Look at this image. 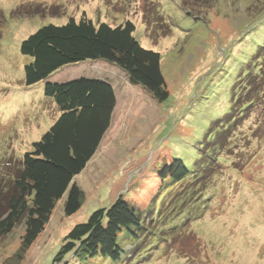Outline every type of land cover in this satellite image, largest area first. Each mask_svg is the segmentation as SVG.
<instances>
[{
	"label": "rangeland",
	"instance_id": "1",
	"mask_svg": "<svg viewBox=\"0 0 264 264\" xmlns=\"http://www.w3.org/2000/svg\"><path fill=\"white\" fill-rule=\"evenodd\" d=\"M213 4L211 0H0V180L8 177V165L32 150L33 142L61 113L54 98L45 94L46 81L26 85L25 65L33 58L21 52V44L39 28L64 25L71 17L88 16L113 26L131 19L143 46L161 53L171 91L169 99L159 103L133 84L125 71L100 60L55 73L52 81L70 80L81 70L109 80L117 97L112 123L86 169L75 177L83 188L82 209L65 218L64 199L58 201L45 230L27 250L22 248L25 227L18 225L0 239V264H54L66 236L73 232L75 239L80 232L77 227L73 230L76 225L89 221L120 195L144 209L159 189L156 216L152 213L149 221L161 232L144 231L134 237L124 231L119 239L124 248L136 243L131 257L117 263L97 257L87 264H264V105L254 107L255 113L240 123L239 136L226 153L219 155L209 140L231 123L225 118L235 103L234 93L264 42V23L258 26L264 8L256 7V0ZM178 158L191 170L182 181L172 178L180 171L174 163ZM195 173L201 175L197 180ZM208 175H217L212 177L218 186L215 196L194 190L199 194L196 202L187 203L177 215V220L187 217L183 227L175 229L181 221L162 220L171 204L189 201L190 190L184 185L194 182L198 189ZM181 191L183 196L178 197ZM158 235L167 241L161 239L164 245L153 253L149 250L146 258L144 251Z\"/></svg>",
	"mask_w": 264,
	"mask_h": 264
},
{
	"label": "trees",
	"instance_id": "2",
	"mask_svg": "<svg viewBox=\"0 0 264 264\" xmlns=\"http://www.w3.org/2000/svg\"><path fill=\"white\" fill-rule=\"evenodd\" d=\"M211 1L213 4L214 0ZM256 5L264 8L261 0H256ZM259 17L258 26L264 23V9ZM136 31L137 25L131 19L113 26L107 22H95L88 16L80 20L71 17L64 25L48 24L39 28L22 42L21 52L33 58L25 65L26 85L46 81L45 94L54 98L61 113L42 138L33 142L32 150L26 151L16 163L8 165V177L0 180V239L23 224L22 248L27 250L45 230L48 216L58 201L64 199L65 218L75 216L82 209L83 188L75 177L86 169L112 123L117 97L109 80L80 76L67 81H52L56 79L55 73L69 65L106 61L125 71L133 84L142 86L159 103L169 99L171 91L162 71V55L144 47ZM251 61L234 93L232 110L225 118L231 123L209 139L219 155L231 149V142L243 127L240 123L248 121L255 113L254 107L264 105V42L256 49ZM214 160L223 162L218 157ZM174 163L179 165L180 171L172 177L173 180L182 181L189 177L191 170L182 158ZM209 167L212 168V163ZM197 174L196 180L201 176ZM216 176L208 175V181ZM208 181L198 189L194 182L184 185L190 190L189 201L180 199V204H171L168 212L163 213L162 220L181 221L180 224L175 223L177 227L174 228L183 227L187 217L177 220V215L187 203L192 206L196 202L199 194L196 195L194 190H205L206 196L211 195V198L217 194L218 186H214V179L211 185ZM183 192L178 197H182ZM160 193L161 189L144 209L133 207L125 195L102 207L89 221L74 227V231H80L75 239H71L73 232L66 236L54 264H87L97 257L115 263L125 262L132 256L136 243L125 249L119 241L124 231L134 237H139V233L144 231L152 235L158 229L161 232L157 224L149 221L152 213L156 216L154 202ZM161 222L163 225L164 221ZM158 237L150 243L143 256L148 258L149 250L153 253L163 246L161 239L167 241L161 235Z\"/></svg>",
	"mask_w": 264,
	"mask_h": 264
},
{
	"label": "crops",
	"instance_id": "3",
	"mask_svg": "<svg viewBox=\"0 0 264 264\" xmlns=\"http://www.w3.org/2000/svg\"><path fill=\"white\" fill-rule=\"evenodd\" d=\"M77 74H81L80 76H89L84 70L83 71L81 70V72H78ZM80 76H74L73 78H77V77H80ZM91 77H94V76H91ZM97 78L106 79V78H102V77H97Z\"/></svg>",
	"mask_w": 264,
	"mask_h": 264
}]
</instances>
